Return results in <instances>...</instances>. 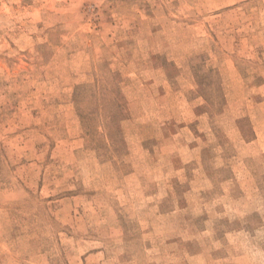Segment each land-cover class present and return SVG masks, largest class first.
<instances>
[{
	"label": "rangeland",
	"instance_id": "obj_1",
	"mask_svg": "<svg viewBox=\"0 0 264 264\" xmlns=\"http://www.w3.org/2000/svg\"><path fill=\"white\" fill-rule=\"evenodd\" d=\"M0 264H264V0H0Z\"/></svg>",
	"mask_w": 264,
	"mask_h": 264
}]
</instances>
